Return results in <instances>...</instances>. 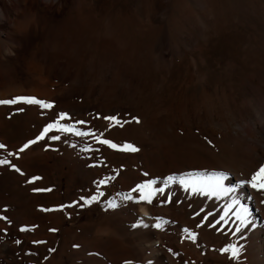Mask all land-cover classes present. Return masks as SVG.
Wrapping results in <instances>:
<instances>
[{
	"label": "rangeland",
	"instance_id": "374dc122",
	"mask_svg": "<svg viewBox=\"0 0 264 264\" xmlns=\"http://www.w3.org/2000/svg\"><path fill=\"white\" fill-rule=\"evenodd\" d=\"M102 2L97 13L83 3L93 31L84 30L78 50L23 18L20 55L1 68L16 74L4 93H55L47 122L37 107L0 109V254L18 264L23 256L29 263L20 264H143L144 205L126 194L148 167L236 163L241 148L214 124L261 96L250 84L264 81V0H130L127 51L102 30ZM71 73L78 80L64 82ZM30 145L46 149L49 163L29 161ZM256 194L264 202V186Z\"/></svg>",
	"mask_w": 264,
	"mask_h": 264
},
{
	"label": "bare ground",
	"instance_id": "6f19581e",
	"mask_svg": "<svg viewBox=\"0 0 264 264\" xmlns=\"http://www.w3.org/2000/svg\"><path fill=\"white\" fill-rule=\"evenodd\" d=\"M123 1L124 4L119 6V0H103L101 4L107 5V14L103 17L102 30L113 37L111 44L119 43L120 48L127 51L133 24L130 0ZM84 2H88L95 13L99 12L100 0H0V109L16 111L21 104L30 109L37 107L42 111L44 122L49 120L47 99L55 93L35 88L20 97L18 93L22 90L13 87L4 93L2 90L16 80V74H8L1 68L16 61L20 55L18 41L24 28L23 18L27 19L29 28L61 33L62 38L78 50L84 30L93 31L84 23ZM135 11L141 15L143 3H139ZM137 20L139 28L143 23L142 16ZM77 80L76 73L63 78L64 82ZM250 85L252 89L258 87L261 96L250 103L245 102L243 112L228 117L221 115L213 129L214 133L230 136L241 148L236 163L157 172L148 167L136 190L126 194L130 201L144 205L141 214L142 226L146 228L141 237L143 264H264V202L256 194L258 188L264 186V81H253ZM108 117L105 122L109 126L117 124V120ZM178 124L184 126L182 122ZM194 126L200 128L197 124ZM41 138L44 139L45 134ZM241 140L247 141L248 145H243ZM0 143H3L1 138ZM27 149L29 161L49 163L50 155L46 149L33 152L32 145ZM13 152L14 156L20 154L17 149ZM128 224L135 226L137 221L133 219ZM0 232H4L2 224ZM211 236L214 242L210 240ZM130 244L133 246L132 240ZM12 247L13 243H8L5 248ZM97 250L108 256L106 248ZM114 253L118 255L120 250ZM15 259L8 260L0 254V264L1 260L18 264ZM25 259L29 263L23 256L19 258V264Z\"/></svg>",
	"mask_w": 264,
	"mask_h": 264
}]
</instances>
